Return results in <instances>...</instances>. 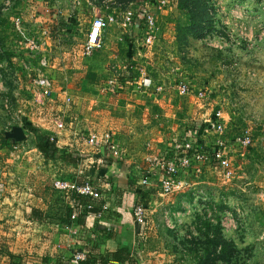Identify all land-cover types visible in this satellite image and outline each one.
Instances as JSON below:
<instances>
[{"label": "crops", "instance_id": "0c3cea01", "mask_svg": "<svg viewBox=\"0 0 264 264\" xmlns=\"http://www.w3.org/2000/svg\"><path fill=\"white\" fill-rule=\"evenodd\" d=\"M160 1L126 0L124 6L118 3L117 7L107 10L106 5L111 0H32L28 6H22V12L18 10L9 19L22 22L21 27L16 22L13 27L12 35L17 40L13 38L12 48H9L12 52L10 60L25 68L28 64L36 76L49 78L53 86L54 81H59L55 79L56 72L64 74V82L67 78L68 83L67 69L72 67L81 68L76 74L80 85L86 84L87 74L84 73L92 68L103 71L107 65L111 67L123 60H131L129 63L133 67H128V78H121V86L115 90L107 88L105 82L97 86L99 79L96 77L89 80L88 86L82 85V91H78L81 96L72 110L76 115L66 120L64 129H57V120H52L54 115L64 111L60 110L56 94L46 97L39 91L42 97L34 111L31 107L28 110L25 104L18 106L16 112L19 116H29L30 124L39 131L55 135L57 146L65 148L71 156L45 159L35 143L31 146L26 141H19L32 151L29 153L27 150L23 162L18 164L12 155L13 139L5 137L0 143V264H68L71 253L76 249H84L87 256L96 259L120 248L127 249L137 262L139 254L146 258L156 256V261L162 257L161 264L166 261L165 255L171 264H186L190 259L187 251H169L168 248L173 241L179 242L180 238L186 237L188 229H192L191 225L172 219V216L180 215L182 210L192 212L195 207L182 205V208L177 206L178 209L172 210L171 204L163 205L158 199L161 195L159 169L150 174L148 182L143 181L141 174L154 167L151 160L161 148L157 140L161 141L166 135L175 140V136L177 138L180 134L176 118L182 104L171 92L173 79L163 69L168 61L179 63L175 59L179 57V46L168 42V39L173 40L169 37L176 31L161 25L159 31L155 29L151 43L145 39L144 18L150 14L151 8L164 5ZM171 1L172 5L177 4L176 0ZM136 8L143 12L137 14ZM86 10L94 15L101 14L107 18L112 14L114 17L103 32L100 47L90 56H83L80 50L94 18L86 17ZM81 19L88 22L80 40L82 43L75 45L74 29L81 25ZM32 41L38 45L36 51L32 50L34 53L31 55L26 52V57L18 55L22 48L31 51ZM118 58L120 62L115 63ZM198 60L197 56L196 64ZM153 68L159 71L151 72ZM143 74L146 78L142 79ZM196 76L197 79L201 76L197 70ZM145 79H150L149 86L144 84ZM18 82L21 84V80ZM64 94L66 96V91ZM17 100L19 102L20 99ZM76 119L78 123L82 121L86 131L83 138L79 135L81 124L76 126ZM16 126L25 129L20 122ZM24 131L27 135L28 132ZM104 133H110V143L118 147V155L112 154L110 145L104 142L93 145L85 139L89 134L101 137ZM150 140L155 146L151 150L148 149ZM183 176L177 179L179 188L175 191L176 196L184 190ZM90 177L103 190L107 208L102 215L87 212L81 221L76 222L67 215V208L73 201L71 193L55 188L53 181L62 178L81 183ZM249 183L251 181L245 184ZM135 203L145 205L148 216L151 214L143 232L134 221L132 208ZM158 214L161 219L154 218ZM108 264L135 263L110 261Z\"/></svg>", "mask_w": 264, "mask_h": 264}, {"label": "rangeland", "instance_id": "374dc122", "mask_svg": "<svg viewBox=\"0 0 264 264\" xmlns=\"http://www.w3.org/2000/svg\"><path fill=\"white\" fill-rule=\"evenodd\" d=\"M31 1L0 0V143H3V133L9 132V128H13L19 122L25 126L26 133L28 132L23 141L31 146L35 141L33 134L27 128V125L32 122L31 118L25 117L26 115L19 116L16 109L20 104H25L28 110L31 107L33 111L39 107L37 103L42 95L30 82L37 76L31 66L27 64L28 67L25 68L17 63L14 64L9 56L12 53L9 48H12L13 38L14 40L17 38L12 35L15 22L9 19L12 15L15 16L18 10L19 13L22 12V6H28ZM111 1L105 9L117 7L118 3L124 6L126 3V0ZM176 1L175 5H172L170 0L161 8H151L149 12L155 22L153 30L151 31L146 24L144 26L147 30L145 39L149 35L154 38L155 29L159 31L161 25L174 28L176 32L169 37L173 40L168 39V42L179 46L177 49L179 57L175 58L179 63L165 61L163 69L173 79L171 92L176 94L177 102L182 104L176 118L180 134L177 138L175 136V140H170L171 135L162 136L161 141L157 140L158 146L161 147L158 153L167 152L169 158L176 159L177 154L173 153L171 147L175 143L182 142L191 144L207 158L189 167L181 168L177 172V179L183 175L185 177L183 191H188V194L195 191L192 200L190 196H187L180 200V203L184 207L192 205L195 210L192 212L183 210L180 215L176 213V216H172V219H180L183 223L191 225L193 238H180L179 242L175 238L176 241H173L174 243L170 244L168 249L169 251L175 249L187 251L189 246L195 248L197 246L200 248L199 252L204 253V248L208 244L205 239L206 226L207 222L212 221L214 227L210 228L209 232L218 226L228 242L234 243L236 247V257L232 264H264V0H207L209 14H206L205 6H201L204 0ZM118 10L122 11L121 8ZM140 12L143 11L136 8V13ZM85 15L95 17L90 10L88 12L86 10ZM84 21L81 19V25L74 29L75 45L82 43L80 40L88 22ZM18 26H22L21 21ZM191 28L192 31L199 30L198 37L194 38L192 35L187 37ZM21 40L24 39L21 38ZM83 44L84 42L80 47L81 54L87 56L83 53ZM21 50L18 55L22 57H26L27 53L28 55L34 53L27 48ZM174 56L176 57V53ZM197 56L199 60L196 64L194 60ZM117 60L115 63H119L121 59ZM129 62L131 60H123L116 64L121 71L120 86L121 78L124 80L128 78L130 71L127 74L126 70L128 67L131 69L132 66ZM79 69L81 68L67 69L68 83H66L67 78L64 82V74L56 72L55 79L59 81H54L55 85H52V95L56 94V100L61 106L60 110H64V115L63 113L54 115L52 120L61 118L64 121V128H66V120L76 115L72 110L81 96L79 93L82 91L81 86H88L89 80L96 77L99 79L97 86L100 82H105L108 88V80L113 74L112 66L108 65L103 71L92 68L90 72L84 73L81 70L87 75L86 84L80 85L77 84L76 78L77 72H80ZM196 70L201 75L198 79ZM12 71H14L13 74ZM140 71L144 70L140 69ZM152 71L159 70L153 68ZM180 81L189 87L186 94H181L177 89ZM64 91L71 97L70 101L66 100ZM21 98L24 100L22 101ZM216 113L221 114V118L219 119V116L217 118L224 125V130L216 132L203 129L201 133L200 127L212 122L218 115ZM78 124H81L79 135L83 138L86 131L82 121L78 123L76 119V126ZM245 130L253 139L252 145L248 148L235 141V138ZM220 141L223 142L221 150L229 159V166L219 164L211 156L212 149ZM150 142L148 149L151 150L155 146L154 141L150 140ZM27 150L29 153L32 151L26 146L17 153L12 149L16 163L23 162ZM245 161L246 164H244ZM141 174L144 175L143 172ZM91 179L95 183V180ZM246 181L251 183L245 184ZM175 194L176 192L159 195V202L163 205L175 204L177 201ZM148 214L147 212V219L150 220L151 214L149 216ZM227 216L235 221L236 227L231 225L226 228L222 225V221L226 220ZM154 218L161 219V216L158 214ZM208 219L211 220L208 221ZM182 230L185 231V229ZM187 235H189L188 231ZM163 246L166 247V244ZM210 249L213 250L211 245ZM167 256H164L166 261L162 264H171L167 261ZM137 257L138 262L134 259L135 264L145 262L161 264L162 259L161 257L159 261H156L158 260L156 256L146 258L141 257L140 254ZM189 257L186 264H196L195 253L189 254Z\"/></svg>", "mask_w": 264, "mask_h": 264}, {"label": "built area", "instance_id": "2783aa9c", "mask_svg": "<svg viewBox=\"0 0 264 264\" xmlns=\"http://www.w3.org/2000/svg\"><path fill=\"white\" fill-rule=\"evenodd\" d=\"M170 0H161L163 4L168 3ZM8 6V5H7ZM113 15L109 14L107 15V18L104 17L103 15H95V17L92 19V23L88 29L87 33V38L84 41L83 44V53L87 56L93 54L96 48L100 47L101 45V38L103 35V32L105 29L108 27V24L112 22ZM146 23L151 29L153 30L154 27V18L152 14H147L145 16ZM17 25L19 24V19L15 20ZM152 37L149 35L146 39L147 43L152 42ZM30 48L33 51H36L38 48V45L36 44L35 41H32L30 43ZM112 76L108 80V88L111 90H115L120 86V76H121V71L120 67L116 64L112 65ZM148 81V84L145 83ZM143 82L146 84V86H149L151 84L150 79H145ZM31 84L33 85L34 88L39 89L44 96L50 97L53 92L52 84L50 82V79L47 77L43 76H37L31 80ZM178 91L181 94H186L189 90V87L182 81L179 82L178 84ZM201 96V95H200ZM71 97L66 94V100L70 101ZM216 117L213 118V121L207 124V126L200 127V132H203V129L207 130H213V131H223L224 130V125L218 120L221 118L220 113ZM14 128V127H13ZM13 128H9V132L12 131ZM56 128L57 129H63L64 128V121L60 118L56 121ZM198 132V131H197ZM86 141L90 144H100L102 142L110 145L111 152L114 155L119 154L118 147L115 145H112L110 143L111 141V135L110 133H104L101 137H98L96 134H89L85 137ZM50 140L54 141L55 135L51 134L50 135ZM235 141L239 143V145L244 146V147H250L253 143V139L250 135V133L245 130L243 131L240 135H238L235 138ZM223 142H219L215 147L212 149V154L211 156L215 161H217L219 164L229 166L230 162L229 159L224 155L222 152V146ZM23 146L20 144L19 141H13L12 143V149L14 152H19V150ZM173 153H175L176 159L169 158V153H159L156 154L152 158V162L154 163L153 168H148L146 173L142 176V179L144 182H148L150 178V174L155 171V169L161 170V177H160V189H161V195H169L175 192L179 188V183L177 180V172L181 168H186L189 167L190 165L196 163V162H201L205 158H207L201 151H199L197 148H193V146L189 143H182L178 142L173 145ZM209 159V158H208ZM53 186L60 191H63L64 193H70V190L73 189L77 191L78 193L82 195H86L89 197H92V201L88 203L84 209L89 211L95 208L96 203H99V210L97 211V215H102V213L105 211L107 208V204L103 201L104 197V192L103 190L96 185L94 182H92L91 178L85 179L83 182L79 183L76 181H69L67 179H62V178H56L53 181ZM97 201V202H96ZM73 205V204H72ZM147 209L145 205L142 203H135L132 208V213L134 217V221L139 224L142 228V232L145 229L146 222H147ZM77 217L76 211H74L71 215L72 219H75ZM235 221L231 219L230 217L227 216L226 220L222 221V225L226 228L231 227L233 225L236 227V224L234 223ZM87 257V251L84 249H76L74 250L69 258L68 264H81V262Z\"/></svg>", "mask_w": 264, "mask_h": 264}, {"label": "trees", "instance_id": "16d2710c", "mask_svg": "<svg viewBox=\"0 0 264 264\" xmlns=\"http://www.w3.org/2000/svg\"><path fill=\"white\" fill-rule=\"evenodd\" d=\"M181 1V0H180ZM207 4V5H206ZM201 6H205L206 14H209L207 8H208V2L207 0L201 2ZM146 21V19H145ZM1 23V22H0ZM147 25V23H146ZM199 36V30H193L192 28L187 34L188 36ZM27 128L30 133L33 134L34 136V143L36 147L39 149L41 154H43L45 159H54V158H61L66 159L70 157L71 155L69 153H66L65 148H59L56 144V140L51 141L50 140V135L43 133L37 129L34 125L28 124ZM5 134L3 133V139L5 138ZM12 138H9L8 140H11ZM12 140L11 145L13 143ZM188 191H183L182 194L177 196V201L175 204H172L170 209H178L182 208V203H180V200L183 198H186L187 196H190V199L192 200L195 196V191L190 192L189 194L187 193ZM71 197L73 198L71 206L67 208V215L71 218V215L74 211L77 213V217L75 218L76 222L79 220L81 221V218L85 217L87 212L93 211L95 214L99 210V203H96L95 208L92 210H85L84 207L90 203L93 199L92 197L82 195L78 193L77 191L71 189L70 190ZM188 194V195H187ZM177 206H179L177 208ZM183 211V210H182ZM72 219V218H71ZM211 219H208L210 221ZM214 227V223L212 221L207 222V231L205 233V236L208 241V244H206V248H204V253H200L199 250L200 248H197V242L195 243V247L189 246V249H187V252L191 254L192 252L195 253V259H196V264H232L234 258L236 257V247L234 246V243H229L228 239L225 238L224 234L221 233L220 228L216 226L214 230L209 232V229ZM191 229H188L189 235L185 237V239H188L190 237L193 238V235H191ZM205 245V243H204ZM211 248L213 250L210 249ZM110 261H120V262H134V259L132 256H130V252L127 251V249L120 248L119 250L109 253L108 255L96 259L87 256L81 264H108Z\"/></svg>", "mask_w": 264, "mask_h": 264}, {"label": "water", "instance_id": "95a60500", "mask_svg": "<svg viewBox=\"0 0 264 264\" xmlns=\"http://www.w3.org/2000/svg\"><path fill=\"white\" fill-rule=\"evenodd\" d=\"M7 138H12L17 141H23L26 138V134L24 129L21 126H16L12 129V131L7 132L5 134Z\"/></svg>", "mask_w": 264, "mask_h": 264}]
</instances>
